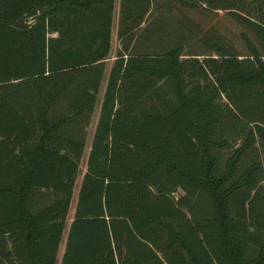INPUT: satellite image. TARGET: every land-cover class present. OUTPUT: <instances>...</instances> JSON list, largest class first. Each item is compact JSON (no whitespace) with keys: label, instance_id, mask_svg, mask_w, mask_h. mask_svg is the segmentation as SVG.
I'll return each mask as SVG.
<instances>
[{"label":"trees","instance_id":"16d2710c","mask_svg":"<svg viewBox=\"0 0 264 264\" xmlns=\"http://www.w3.org/2000/svg\"><path fill=\"white\" fill-rule=\"evenodd\" d=\"M115 3L0 0V264H58ZM117 35L61 264H264V0H120Z\"/></svg>","mask_w":264,"mask_h":264},{"label":"rangeland","instance_id":"374dc122","mask_svg":"<svg viewBox=\"0 0 264 264\" xmlns=\"http://www.w3.org/2000/svg\"><path fill=\"white\" fill-rule=\"evenodd\" d=\"M119 15H120V0H116L114 18H113V27H112V50H111V54L107 60V66H106L107 69H106L103 84H102V87H101V90H100V93L98 96L97 107H96V110L94 112V115L92 116L91 125L86 129V149L84 151L83 158H82L80 176L77 179L76 187L74 190V198H73V201L71 204V209H70L69 216H68L67 229L65 231L63 242H62V245H61L60 250H59L58 264H61L62 257H63L64 251H65V245H66V241H67L69 228H70V225H71V223L74 219V216H75V212H76V208H77V201H78V194L80 191L82 179L86 173L87 160H88V156H89V153H90V150L92 147V142H93L98 118L100 115V109H101L102 101H103L105 91H106L108 81H109V75H110L111 69L115 63L117 53L121 48L120 42L118 41V35H117ZM159 25H160V36H159L158 40H159L160 46L170 45V47H176L178 45H181V43H182V45H184V51L186 50V53H192V52L200 49L198 47V45L193 44V42L190 41L186 37V34L183 31H181L180 29H178L173 24L172 21H170L168 15H166V14L160 15ZM150 30H151V28H150ZM144 42H148V41H144Z\"/></svg>","mask_w":264,"mask_h":264}]
</instances>
